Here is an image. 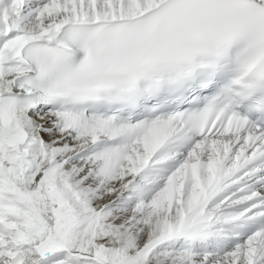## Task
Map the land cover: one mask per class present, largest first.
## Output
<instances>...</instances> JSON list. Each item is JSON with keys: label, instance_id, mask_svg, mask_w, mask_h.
<instances>
[{"label": "snow or ice", "instance_id": "1", "mask_svg": "<svg viewBox=\"0 0 264 264\" xmlns=\"http://www.w3.org/2000/svg\"><path fill=\"white\" fill-rule=\"evenodd\" d=\"M0 264H264V0H0Z\"/></svg>", "mask_w": 264, "mask_h": 264}]
</instances>
